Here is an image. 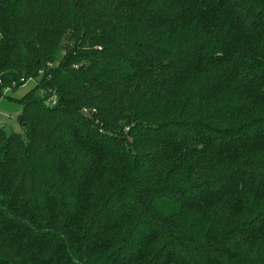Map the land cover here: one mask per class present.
Here are the masks:
<instances>
[{
    "label": "trees",
    "instance_id": "1",
    "mask_svg": "<svg viewBox=\"0 0 264 264\" xmlns=\"http://www.w3.org/2000/svg\"><path fill=\"white\" fill-rule=\"evenodd\" d=\"M0 264H264V0H0Z\"/></svg>",
    "mask_w": 264,
    "mask_h": 264
},
{
    "label": "rangeland",
    "instance_id": "2",
    "mask_svg": "<svg viewBox=\"0 0 264 264\" xmlns=\"http://www.w3.org/2000/svg\"><path fill=\"white\" fill-rule=\"evenodd\" d=\"M34 87V82H28L15 91L5 93L4 99L0 102V125L5 128L8 134L24 133V129L20 125V117L23 115L24 106L20 100Z\"/></svg>",
    "mask_w": 264,
    "mask_h": 264
},
{
    "label": "water",
    "instance_id": "3",
    "mask_svg": "<svg viewBox=\"0 0 264 264\" xmlns=\"http://www.w3.org/2000/svg\"><path fill=\"white\" fill-rule=\"evenodd\" d=\"M23 120H24V116H21V117H20V123H22Z\"/></svg>",
    "mask_w": 264,
    "mask_h": 264
},
{
    "label": "built area",
    "instance_id": "4",
    "mask_svg": "<svg viewBox=\"0 0 264 264\" xmlns=\"http://www.w3.org/2000/svg\"><path fill=\"white\" fill-rule=\"evenodd\" d=\"M0 124H1V121H0Z\"/></svg>",
    "mask_w": 264,
    "mask_h": 264
}]
</instances>
